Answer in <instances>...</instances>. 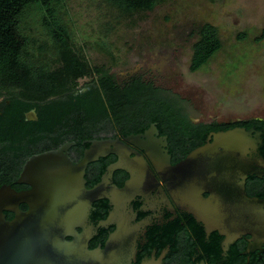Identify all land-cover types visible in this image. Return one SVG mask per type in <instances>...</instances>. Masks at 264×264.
<instances>
[{"label":"water","instance_id":"obj_1","mask_svg":"<svg viewBox=\"0 0 264 264\" xmlns=\"http://www.w3.org/2000/svg\"><path fill=\"white\" fill-rule=\"evenodd\" d=\"M262 134V130L243 127L210 132L204 144L174 165L166 149L167 138L158 136L154 123L144 133L123 140L83 141L89 146L76 163L68 156L75 142L32 155L16 180L28 189L0 186V264H133L136 227L117 219L118 210L144 189L159 186L155 174L173 197L204 213L206 208L207 232L218 231L226 245L244 234L264 242V203L248 197L244 188L252 173L249 155L261 144ZM129 145L142 151L147 160ZM109 154L117 160L106 167L96 186L87 189L86 167ZM116 170H124L130 178L121 189L113 186L108 195L107 185ZM202 192L209 193L206 200ZM102 198L114 205L115 213L95 227H86L92 203ZM22 204L26 210L20 209ZM6 212L13 215L10 220ZM108 225L115 228L103 246L89 249L94 230ZM165 253L144 258L140 264H163Z\"/></svg>","mask_w":264,"mask_h":264},{"label":"trees","instance_id":"obj_2","mask_svg":"<svg viewBox=\"0 0 264 264\" xmlns=\"http://www.w3.org/2000/svg\"><path fill=\"white\" fill-rule=\"evenodd\" d=\"M126 16L145 14L164 0H101ZM58 0H0V186L16 191L19 166L28 155L75 142L78 150L87 139L113 138L142 132L151 123L168 136L171 148H182L183 155L209 132L234 127L262 130L264 120L251 119L228 123H193L177 96L151 82L136 78L117 84L112 75L91 67L70 42L68 29L56 17ZM29 6L43 12L42 26L49 43L38 44L21 29ZM264 38V28L256 40ZM222 49L217 29L204 24L192 46L190 71L205 65ZM81 78H92L86 87L77 89ZM33 109L36 121L25 120ZM200 142V144H201ZM190 144V145H189ZM176 150V149H174ZM174 152V151H172ZM112 160L99 164L100 173ZM20 209H26L21 205ZM10 220L13 215L5 213Z\"/></svg>","mask_w":264,"mask_h":264},{"label":"rangeland","instance_id":"obj_3","mask_svg":"<svg viewBox=\"0 0 264 264\" xmlns=\"http://www.w3.org/2000/svg\"><path fill=\"white\" fill-rule=\"evenodd\" d=\"M21 29L49 43L43 12L29 6ZM56 17L91 67L123 85L151 82L181 101L193 123L264 120V0H164L145 14L126 16L101 0H58ZM217 29L222 49L190 71L200 27ZM92 78H81L76 88Z\"/></svg>","mask_w":264,"mask_h":264},{"label":"flooded vegetation","instance_id":"obj_4","mask_svg":"<svg viewBox=\"0 0 264 264\" xmlns=\"http://www.w3.org/2000/svg\"><path fill=\"white\" fill-rule=\"evenodd\" d=\"M2 101H5L7 104L9 103L8 100H5L4 96L0 97V103ZM24 117L27 121L37 120V114L33 109L26 111ZM148 128L136 134L144 133ZM158 132L159 137L167 138L166 149L171 156V164L174 165L183 160L189 152L183 155L182 148H171L168 136L163 134L159 129ZM115 137L123 140L125 136L117 135L113 138ZM206 137L203 143L191 139L190 144H197L194 147L196 148L204 144ZM261 141L258 148L249 155L252 173L247 175L244 188L248 197H255L264 203V151L262 148V136ZM88 146L89 144L85 143L78 150H70L71 148L68 150V156L73 163L80 161L83 156V151ZM129 146L147 160L142 151L132 145ZM32 155L30 154L25 157L19 166L17 178L19 177L23 164ZM129 157L133 158L134 155L130 154ZM107 160H112L108 164L110 165L117 160V157L109 154L104 158H99V160L88 164L84 175L87 189L93 188L100 182L101 176L105 173L108 165L100 173L99 164ZM155 176L159 181V186L144 189L140 192V195L134 196L129 202L121 205L118 210L117 219H123L129 223V226L136 227V261L133 264H140L144 258H157L163 251H166L163 264H264L263 241L255 239L252 235L244 234L234 240L232 244L226 245L224 243L225 236L220 235L218 231L211 230L207 232L205 224L209 220H206V217H204L207 213L206 208L204 213V211L197 210L183 203L181 197H173L164 188L163 184L160 183L158 176L156 174ZM129 178L130 176L124 170L114 171L107 185L106 193L109 195L113 186L119 189L123 188ZM28 188L27 186L21 190ZM201 196L202 199L206 200L209 197V193L202 192ZM22 205L25 206L24 204ZM111 213H115V207L109 200L102 198L93 202L86 227H95ZM211 218L213 219V216ZM114 228V225H108L106 228L99 227L94 230L95 234L89 240L88 248L94 249L98 246L102 247L106 238ZM78 231L80 230L78 229Z\"/></svg>","mask_w":264,"mask_h":264}]
</instances>
